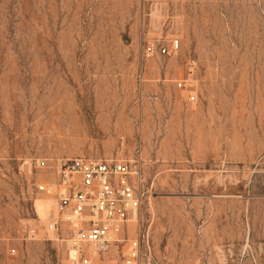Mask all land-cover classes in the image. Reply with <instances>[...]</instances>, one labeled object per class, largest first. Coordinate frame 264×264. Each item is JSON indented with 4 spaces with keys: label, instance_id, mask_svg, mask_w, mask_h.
Here are the masks:
<instances>
[{
    "label": "rangeland",
    "instance_id": "obj_1",
    "mask_svg": "<svg viewBox=\"0 0 264 264\" xmlns=\"http://www.w3.org/2000/svg\"><path fill=\"white\" fill-rule=\"evenodd\" d=\"M73 158L139 162L151 185L101 264L138 238L140 264H264V0H0V264H69L24 230Z\"/></svg>",
    "mask_w": 264,
    "mask_h": 264
},
{
    "label": "built area",
    "instance_id": "obj_2",
    "mask_svg": "<svg viewBox=\"0 0 264 264\" xmlns=\"http://www.w3.org/2000/svg\"><path fill=\"white\" fill-rule=\"evenodd\" d=\"M178 49V40L158 49L148 45L143 56L147 60L156 54H174ZM194 70L189 69V76ZM176 87L186 93L189 103H196L197 91L191 78L182 79ZM34 166L48 168V160H37ZM52 170L55 181L38 186L37 190L55 199L57 212L42 226H27L26 238L37 241L41 233L47 238L52 234L65 244L69 264H101V257L107 255L111 244L120 243L115 237L137 220L149 201L151 185L141 164L122 158L109 161L73 158L57 160ZM141 255L138 238L131 242L120 264H140ZM149 257L148 254V263Z\"/></svg>",
    "mask_w": 264,
    "mask_h": 264
},
{
    "label": "bare ground",
    "instance_id": "obj_3",
    "mask_svg": "<svg viewBox=\"0 0 264 264\" xmlns=\"http://www.w3.org/2000/svg\"><path fill=\"white\" fill-rule=\"evenodd\" d=\"M52 200H53V203H54V206H53V210H54V214H56V201H55V199L53 198V197H51V196H49ZM137 219V218H136ZM135 218H134V220H136ZM46 221H47V219H46Z\"/></svg>",
    "mask_w": 264,
    "mask_h": 264
}]
</instances>
